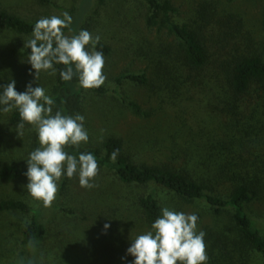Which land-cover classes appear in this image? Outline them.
<instances>
[{
  "label": "trees",
  "instance_id": "16d2710c",
  "mask_svg": "<svg viewBox=\"0 0 264 264\" xmlns=\"http://www.w3.org/2000/svg\"><path fill=\"white\" fill-rule=\"evenodd\" d=\"M105 1L77 0V7L73 9L79 16L76 23L85 22V16L98 10ZM143 2L147 27L172 38V43L163 41L151 51L139 53L148 60L154 75L148 77L147 70L127 71L116 77L114 88L102 85L90 90L139 116L150 117V110L126 96L124 86L129 82L152 86L167 109L183 115L186 132L181 130L182 138L174 148L169 146V158L156 163L135 162L126 151L124 139L117 135L108 136L99 148L66 146L65 151L77 158L80 153L93 154L99 167L112 169L124 184L153 185L148 194L137 200L150 227L162 215L159 187L187 201H206L216 214L232 210L239 237L237 245L251 256L260 255L264 264V231L248 212V205L255 201L264 205V7L263 36L257 38L241 19L218 11L210 0H201L195 13L185 21L179 19L180 10L173 0ZM7 5V0H0V30L32 34L38 20L27 19L9 10ZM96 49L105 55L113 52L103 42ZM30 52L27 48L18 52L11 49L10 54L23 58L29 57ZM54 67L56 83L48 94L55 102L52 115L57 111L65 116L81 115L84 94L78 77L65 82L60 77V70L65 66ZM8 83L0 80V95L4 91L2 86ZM15 89L20 93L26 91L18 84ZM9 118L14 124L30 125L21 121L18 109H13ZM115 149H119V154L113 161L109 157ZM24 175L25 171L14 165L0 168L3 180ZM68 184L65 174L59 190H67ZM10 210L34 213L23 231L21 262L47 264L38 260L28 262L24 254L31 248L29 241L37 244L46 237L48 228L42 212L22 200H0V212ZM115 240L110 239L103 245L96 264H133L135 258L127 253L130 246Z\"/></svg>",
  "mask_w": 264,
  "mask_h": 264
},
{
  "label": "rangeland",
  "instance_id": "374dc122",
  "mask_svg": "<svg viewBox=\"0 0 264 264\" xmlns=\"http://www.w3.org/2000/svg\"><path fill=\"white\" fill-rule=\"evenodd\" d=\"M173 1L180 10L179 19L185 21L195 13L201 0ZM210 1L218 11L236 15L257 38L263 36L261 17L264 0ZM7 2L9 10L30 20L53 15L63 18L62 14L68 12L73 22L70 25L71 32L68 28L63 29L66 36L77 35L80 30L89 31L93 37L99 35V42L113 48L111 55L104 54L103 72L107 79L103 85L108 88H114L116 77L127 71L138 73L147 70L148 77H152V67H148V60L140 57L139 53L142 55L151 51L155 44L163 41L172 43V38L165 32L147 27L143 0H106L98 10L85 16V22L83 20L80 23H76L79 16L73 13L77 0ZM30 38L32 34L0 30V80H14L15 84L25 89L31 83L33 88L41 86L46 95L51 94L56 75L41 71L36 80L35 70L28 62V57L18 58L10 54L11 49L23 51L25 42ZM86 48L90 49L91 45ZM124 87L126 96L150 110L152 115L139 116L126 106L114 103L111 98L81 87L84 94V110L81 115L85 118L84 128L89 140L87 143L82 142L79 147L99 148L108 136L117 135L124 139L127 153L137 163H156L169 158V146L173 147L182 138L181 130L186 132L183 115L167 109L168 106L162 104L163 100L154 93L152 86L129 82ZM3 107L0 105V168L14 165L26 173L30 153L40 147L38 133L34 126L24 125L20 130L22 136H19L18 124L12 123L9 118L12 111L4 113ZM101 130H104L103 133ZM91 182L96 186L83 188L79 184L78 174L74 175L69 179L67 190H59L52 206L46 208L42 201L33 199L28 193L26 175L12 180L0 178V200L27 202L42 212L47 224L45 239L25 250L28 262L38 260L47 264H96L108 240L115 238L122 245L131 246L137 236L152 230L137 200L148 194L154 188L153 185L124 184L112 169L101 167ZM57 183L59 188L60 181ZM158 194L163 208L197 215V232L205 233L204 242L209 257L207 264H261L260 255L254 253L251 256L237 245L239 237L232 210L216 214L206 201H187L161 187L158 188ZM248 212L264 231V205L255 201L248 205ZM33 216V212H0V264H23L20 260L23 231ZM106 223L110 225L108 229L104 228Z\"/></svg>",
  "mask_w": 264,
  "mask_h": 264
},
{
  "label": "clouds",
  "instance_id": "9594fccd",
  "mask_svg": "<svg viewBox=\"0 0 264 264\" xmlns=\"http://www.w3.org/2000/svg\"><path fill=\"white\" fill-rule=\"evenodd\" d=\"M62 15L63 18L53 15L39 19L32 30V38L25 42L24 47L31 50L28 62L35 70V79L38 80L41 71L55 75L54 65L63 64L65 68L60 70L63 81L78 77L83 89L100 88L107 79L103 72L104 54L96 50L101 37H93L87 30L66 36L63 29L68 28L71 32L73 21L68 12ZM89 45L91 48H86ZM2 87V111L8 113L18 109L21 121L34 126L38 133L40 147L30 153L25 173L28 178L26 188L31 197L42 201L44 207H51L59 191L57 182L65 174L69 179L78 174L83 188L95 187L91 182L99 172L95 156L80 153L77 158L65 151L66 146L79 148L82 142H88L84 116H65L59 111L52 115L55 102L41 86L33 88L29 83L26 91L20 93L13 80ZM23 128L24 123L17 125L19 136H22L20 130ZM100 139L102 142L103 136ZM118 154L119 149H115L109 158L115 161ZM197 220L196 214L163 208L162 215L152 224V230L137 236L127 249V253L135 258L133 264H207L205 233L197 232ZM109 227L107 223L104 225L105 229ZM29 245L34 247V242L29 241Z\"/></svg>",
  "mask_w": 264,
  "mask_h": 264
}]
</instances>
